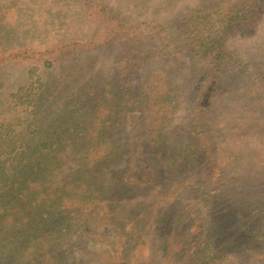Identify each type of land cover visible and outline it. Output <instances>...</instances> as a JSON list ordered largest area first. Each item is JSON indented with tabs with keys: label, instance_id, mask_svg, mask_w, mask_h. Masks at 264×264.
Segmentation results:
<instances>
[{
	"label": "trees",
	"instance_id": "trees-1",
	"mask_svg": "<svg viewBox=\"0 0 264 264\" xmlns=\"http://www.w3.org/2000/svg\"><path fill=\"white\" fill-rule=\"evenodd\" d=\"M23 1H0V264H92L71 260L73 247L66 241L75 234L108 241L103 228L115 218L123 192L157 184L158 172L143 150L150 140L161 155L166 128L175 121L180 85L170 61L183 66L186 53L201 61L213 55L209 82L195 103L198 124L232 80L228 69L235 65L240 76L246 74L244 60L225 42L260 15L264 0H205L186 22L170 26L134 19L107 0H78L83 13L77 20L97 19L99 36L53 39L27 36ZM92 7L102 14L94 17ZM11 9L15 20L6 16ZM115 46L120 50L109 67L83 55ZM259 90L264 94V80ZM257 166L264 169V160ZM238 210L247 217L232 216L241 235L226 227L230 241L248 238L264 245V220L254 222L251 213ZM159 217L162 227L168 224L167 214ZM221 222L216 232L210 227L211 242L222 234ZM109 243L115 249L109 264H135L127 251ZM217 251L207 246L195 264H223Z\"/></svg>",
	"mask_w": 264,
	"mask_h": 264
},
{
	"label": "rangeland",
	"instance_id": "rangeland-1",
	"mask_svg": "<svg viewBox=\"0 0 264 264\" xmlns=\"http://www.w3.org/2000/svg\"><path fill=\"white\" fill-rule=\"evenodd\" d=\"M107 1L111 6L120 4L119 10L134 19H156L167 26L183 24L191 9L199 10L205 4V0H179L173 5L140 0L130 7L131 0ZM78 3V0H24L22 21L26 23L27 36L42 39L99 36L97 19L87 18L85 24L77 20L83 13ZM262 10L249 26L237 28L227 36L226 46L244 60L246 74L240 76L241 68L235 65L228 69L232 80L227 81L229 85L219 101L212 104L213 111L198 124L195 103L201 85L209 82L206 77L212 69L213 55L201 61L186 53L183 66H177L176 59L170 61L180 85L175 121L166 128L167 142L161 155L150 140L143 150L147 163L158 172V182L148 188H132L130 194L123 192L117 210L111 214L115 218L103 228L108 241L72 235L66 241L73 247L71 260L109 264V257L115 255L109 242L114 241L115 247L127 251L135 264H195L204 257L209 245L218 250L219 263L264 264V245L259 240L243 238L233 243L225 234L229 227L231 232L241 235L238 224L231 222L232 216L239 221L247 217L239 208L251 213L254 222L264 220V169L253 167L254 162L264 160V94L259 90L264 80V7ZM91 11L94 17L102 14L97 15L95 7ZM6 16L16 18L12 9ZM21 34L25 35L24 30ZM113 48L83 55L96 56L97 64L109 67L120 50L118 46ZM121 50L123 53L127 47ZM79 57L76 64L80 63ZM199 140H203L202 145L197 144ZM253 150L256 151L251 156ZM194 156L196 160L189 164ZM109 182L108 176L105 185ZM164 196L169 201L162 204ZM111 197L108 194V199ZM157 200L163 205L161 209L153 207ZM160 212L169 216L163 227ZM220 220L224 224L222 234L215 236L212 243L210 227L218 231ZM259 228L264 232V221L260 220Z\"/></svg>",
	"mask_w": 264,
	"mask_h": 264
}]
</instances>
